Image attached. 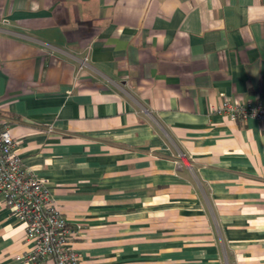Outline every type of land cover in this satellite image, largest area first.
<instances>
[{"label": "crops", "instance_id": "1", "mask_svg": "<svg viewBox=\"0 0 264 264\" xmlns=\"http://www.w3.org/2000/svg\"><path fill=\"white\" fill-rule=\"evenodd\" d=\"M224 99L264 100V0H0V120L79 264H264V124ZM30 246L0 194V264Z\"/></svg>", "mask_w": 264, "mask_h": 264}, {"label": "built area", "instance_id": "2", "mask_svg": "<svg viewBox=\"0 0 264 264\" xmlns=\"http://www.w3.org/2000/svg\"><path fill=\"white\" fill-rule=\"evenodd\" d=\"M85 56L78 70L83 67ZM210 111L223 113L230 120L248 117L264 124V100L210 105ZM11 120H0V194L4 205L25 225L26 238L31 242L23 256L31 264H79L73 240L80 225L69 224L51 197L45 179L27 169L14 149L9 133Z\"/></svg>", "mask_w": 264, "mask_h": 264}]
</instances>
